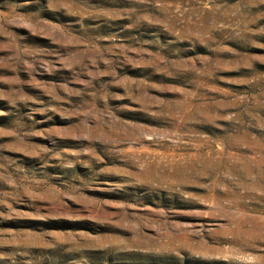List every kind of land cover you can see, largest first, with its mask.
I'll list each match as a JSON object with an SVG mask.
<instances>
[{"label": "rangeland", "instance_id": "rangeland-1", "mask_svg": "<svg viewBox=\"0 0 264 264\" xmlns=\"http://www.w3.org/2000/svg\"><path fill=\"white\" fill-rule=\"evenodd\" d=\"M0 264H264V0H0Z\"/></svg>", "mask_w": 264, "mask_h": 264}]
</instances>
